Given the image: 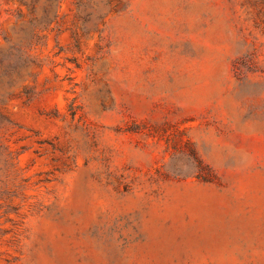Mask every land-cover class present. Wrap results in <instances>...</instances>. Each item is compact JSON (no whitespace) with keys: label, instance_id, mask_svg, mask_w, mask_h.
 <instances>
[{"label":"rangeland","instance_id":"1","mask_svg":"<svg viewBox=\"0 0 264 264\" xmlns=\"http://www.w3.org/2000/svg\"><path fill=\"white\" fill-rule=\"evenodd\" d=\"M0 264H264V0H0Z\"/></svg>","mask_w":264,"mask_h":264}]
</instances>
